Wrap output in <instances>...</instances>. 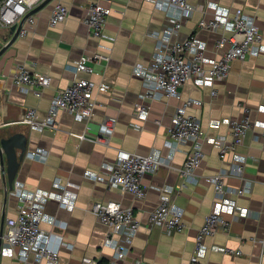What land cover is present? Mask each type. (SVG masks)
I'll return each mask as SVG.
<instances>
[{"label": "crops", "instance_id": "crops-1", "mask_svg": "<svg viewBox=\"0 0 264 264\" xmlns=\"http://www.w3.org/2000/svg\"><path fill=\"white\" fill-rule=\"evenodd\" d=\"M93 1L48 0L36 10L35 23L28 33L18 35L0 52V139L13 133H22L27 139V152L20 161L12 189L7 187L2 165L6 158L0 150V247L4 243L5 218L16 214L17 191L21 187L28 192L52 190L72 201L69 207L55 197L48 198L41 221L52 244L58 245L57 236H62L65 244L59 245L60 264H103L113 256V243L106 241L108 227L98 221L91 209L93 203L107 200L131 206L141 223L131 254L122 264H133L135 257L142 259L141 264H181L194 253L195 236L204 216L220 200L213 187V174L246 157L244 178L230 174L227 182L237 186L244 179L253 181L250 192L233 197L235 205L248 210V214L236 212L234 216L224 204L223 215L231 221L230 226L227 231L218 229L206 236L199 257L206 264H264V244L260 241L264 236V0H210L204 11L183 17L174 33L171 29L178 8L165 5L166 0H98L111 6L101 36L92 35L82 22ZM159 1L163 6L158 5ZM188 1L200 4L203 0ZM56 2L65 4L69 12L64 21L51 25L49 18ZM236 7L254 17L261 30L255 51L244 59H234L228 76L211 86L188 81L180 87L178 96L150 100L147 117L139 118L134 107L140 100L143 78L135 73L136 67L149 63L161 39L183 40L193 33L204 43L208 55L218 57L216 39L229 31L201 28L197 22L202 16L213 17L220 9L232 13ZM155 32L158 36L152 35ZM10 37L8 30L0 28V49L2 41ZM87 54L100 55L91 77L110 85L108 89H94L97 104L90 118L82 120L60 111L57 128L39 129L25 123L22 118L27 107L36 108L40 118L46 117L56 91L74 76L84 75L74 72L72 66ZM19 63L48 74L50 85L27 90L15 84L12 74ZM187 99L190 103L186 111L199 119L204 131L200 138L203 158L190 179L182 177L179 168L193 142L174 141L167 133L173 114ZM246 113L251 126L243 141L221 158L213 139L219 135L230 137L225 118L241 119ZM105 115L116 118L108 145L92 140ZM117 148L143 154L151 149L158 151L162 161L155 172L144 175L143 197L108 186L103 180L109 174L106 163L114 160ZM32 150L45 152L46 158L31 157ZM86 170L97 173L99 178L85 176ZM57 177L76 186L67 190L56 186ZM163 195H169L172 205L182 211L185 226L181 230H167L149 221V211ZM224 245L239 248L241 253L227 254L214 248ZM0 264L20 263L16 256L0 253ZM26 264L45 262L37 261L31 254Z\"/></svg>", "mask_w": 264, "mask_h": 264}, {"label": "built area", "instance_id": "built-area-1", "mask_svg": "<svg viewBox=\"0 0 264 264\" xmlns=\"http://www.w3.org/2000/svg\"><path fill=\"white\" fill-rule=\"evenodd\" d=\"M44 0H0V28L8 30L11 25H18L23 19L18 35H26L35 23L36 10ZM112 1V0H107ZM210 0H203L200 4H193L188 0H166L165 5L171 4L178 8V14L174 18L175 24L171 29L174 33L181 26L183 17H191L197 10L204 11ZM158 5L163 6L162 1ZM69 9L62 2H56L49 18L51 25L64 21ZM111 12L110 5H102L94 0L87 9L82 22L88 27L94 36L103 34L104 25ZM197 25L209 30L224 28L227 33H222L215 42V48L220 53L218 57L207 54L204 43L195 33L183 40L167 41L161 39L157 50L149 63L138 65L135 73L143 78V90L140 100L135 104V114L145 119L150 110L149 101L165 96L180 94V87L192 81L198 85H213L214 81L225 79L234 59H244L249 53L255 51V46L260 41L261 30L254 17L248 15L241 7H236L231 13L228 10H218L211 18L202 16ZM158 36V33H152ZM7 40L2 42L5 44ZM99 54L82 55L77 59L72 68L74 72H82L84 75L74 76L68 85L59 88L50 101L47 116L40 118L34 107H27L22 120L35 128H57V115L60 111L72 113L76 118L88 120L96 107L93 97L94 89H108L110 85L105 81H95L91 75L95 72V63ZM15 84L30 90L32 88H44L51 83V77L38 72L24 63H19L12 74ZM215 94V90H212ZM190 100L187 99L175 111L172 123L168 128L170 139L180 142L190 140L193 145L183 160L179 172L185 179L195 175L196 168L203 158V149L200 138L204 131L197 117L186 111ZM230 130L229 135H219L213 141L219 147V156L225 157L228 150L233 149L243 141L247 129L251 126L248 113L241 119L225 118ZM116 118L105 115L100 121L98 133L92 140L109 144L114 130ZM83 138L84 135L82 134ZM31 157L46 158V153L40 150L29 152ZM159 153L151 149L147 153L132 152L127 149L117 148L115 158L106 163L109 174L103 177L108 186H115L132 193L136 197H143L146 193V185L142 179L146 173L155 172L161 163ZM246 157H241L233 167L217 171L212 176L213 187L219 201L214 202L210 211L204 216L203 223L195 236L194 253L181 264H206L199 253L206 236L213 235L218 229L227 231L231 221L224 217V204L230 207V211L248 214V210L235 205L233 197L250 192L253 181L244 179L241 185H231L227 182L230 174L243 177ZM84 175L98 179L97 173L86 170ZM244 178V177H243ZM54 185L64 187L65 190L74 188L76 184L71 181H63L57 177ZM169 191H172L170 187ZM18 209L15 215L5 218L3 233L4 243L0 247V253L16 256L20 264H26L33 254L37 261L45 264L59 263V245L65 244L62 236L58 235V245L50 241L48 233L41 227L44 218L45 202L50 197L57 198L63 206H72V201L62 195H56L52 190L36 189L28 192L18 187ZM92 211L98 221L108 227L106 241H111L114 246L113 256L103 264H122L131 254L132 242L141 223L134 214L131 206H125L116 200L97 201L92 204ZM235 211V212H234ZM149 221L158 224L167 230H181L184 228L182 211L174 207L169 195H163L160 203L148 213ZM116 234V237L113 235ZM264 244V236L260 239ZM223 253L238 255L239 248L228 245L214 246ZM133 264H141L142 259L135 257Z\"/></svg>", "mask_w": 264, "mask_h": 264}, {"label": "water", "instance_id": "water-1", "mask_svg": "<svg viewBox=\"0 0 264 264\" xmlns=\"http://www.w3.org/2000/svg\"><path fill=\"white\" fill-rule=\"evenodd\" d=\"M48 0H44L40 5H38L34 10L39 9ZM23 19L19 24L11 25L9 27V32L12 34L10 39H8L5 44L1 47L0 52H2L10 43H12L18 36L20 26L22 25ZM5 153L6 160H2L3 169L6 171V183L9 189L13 188L14 180L16 177V172L19 167L20 161L23 159L27 152V139L22 133H13L8 137H2L0 139V150ZM2 235V231H1Z\"/></svg>", "mask_w": 264, "mask_h": 264}]
</instances>
